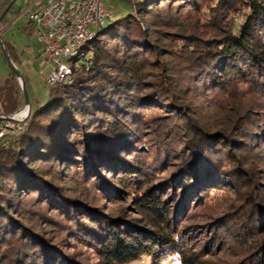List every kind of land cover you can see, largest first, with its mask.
I'll return each instance as SVG.
<instances>
[{"label":"trees","instance_id":"1","mask_svg":"<svg viewBox=\"0 0 264 264\" xmlns=\"http://www.w3.org/2000/svg\"><path fill=\"white\" fill-rule=\"evenodd\" d=\"M19 1L2 20L0 36L27 89L24 52L3 36L20 13ZM120 1L130 13L72 58L82 76L48 89L24 130L0 140V264H87L81 253L69 254L75 246L96 253L98 264H214V245L199 237L197 251L179 223L191 198L225 178L217 166L229 144H215L231 137L213 128L190 83L201 79L219 90L240 84L264 94V0ZM181 1L200 16L192 31L178 34L156 10ZM10 2L0 0V15ZM19 29L33 35L30 24ZM101 36L115 42L113 51ZM0 103V116L24 107L10 71ZM257 114L264 120L263 111ZM145 116L152 132L146 155L138 150ZM125 181L133 182L127 200L135 217L123 210L107 218L86 201L87 191L124 194ZM250 208L252 226L263 225L264 215ZM249 259L264 264V248Z\"/></svg>","mask_w":264,"mask_h":264},{"label":"rangeland","instance_id":"2","mask_svg":"<svg viewBox=\"0 0 264 264\" xmlns=\"http://www.w3.org/2000/svg\"><path fill=\"white\" fill-rule=\"evenodd\" d=\"M101 6L113 14V21L130 13L128 7L120 0H104ZM156 15L159 20L174 23L176 26L174 31L178 34L192 31L200 16L199 12L186 1L163 5L156 10ZM8 22L9 26L3 32L4 38L18 51L27 48L31 51V54L24 55L29 62V67L24 69V73L28 78L26 90L30 105L32 110H35L45 103L48 93L44 84V67L41 66L39 57L40 47L36 44L34 35H28V29L27 31L19 29V26L26 24L24 17ZM110 24L103 28L106 33H110L113 29ZM98 39L102 41L108 52L115 49L116 44L109 39V36L104 38L101 36ZM91 47L92 44L86 46L87 49ZM79 65L80 61L76 62V68ZM7 73L8 68L0 53V85L4 83ZM80 76L82 73L78 71L73 79L77 80ZM194 83L196 84L194 94L200 100L203 111L212 119L213 128L224 131L231 139H224L221 136L220 142L215 144L220 149L221 146L224 148V143L229 144L222 156L223 163L221 161L217 166L218 171L224 174L225 178H217L213 182L212 189L203 194L198 193L190 199V206L183 214L184 219L179 223V229L192 237L191 240L197 251L203 248V242L200 241L202 238L199 237L204 236L207 243H212L214 248L209 250L212 254V257H209L214 264H247L250 255L264 248V224L256 222L253 227L249 215L252 203L255 210L264 215V203L261 204L264 201V131L261 130L260 125V123L264 125V120L257 114L259 111L264 112V94H256L249 86L240 84H226L223 90H219L210 88L209 85L203 86L201 79H195L190 85ZM146 117L140 129L142 137L138 140V150L144 155L151 146L149 139L152 136L150 128L145 125L148 122ZM245 127L249 128L242 130ZM222 141L224 143L220 145ZM130 183L133 182L125 181L121 184L124 194L120 195L115 193L113 196H108L107 192L94 194L87 191L86 201L95 207L99 206L102 209L101 213L107 218L118 217L123 210L129 217H135L136 206L127 200L128 193L133 191V185ZM250 195L253 196L250 198ZM249 200L252 203H249ZM217 229L218 238H214ZM228 235L232 237L229 239ZM238 235L239 237L236 238ZM71 251L69 254L81 253V260L87 264H98L99 256L89 249L83 250L75 246Z\"/></svg>","mask_w":264,"mask_h":264},{"label":"built area","instance_id":"3","mask_svg":"<svg viewBox=\"0 0 264 264\" xmlns=\"http://www.w3.org/2000/svg\"><path fill=\"white\" fill-rule=\"evenodd\" d=\"M102 0H47L37 12L24 11L27 21L36 28L37 41L48 59H53L60 75L67 77L69 71L62 65L64 57L72 64V58L83 56L84 47L92 42L99 32L91 31L105 22H113L101 8ZM70 83V82H67ZM8 124L0 127V140Z\"/></svg>","mask_w":264,"mask_h":264},{"label":"water","instance_id":"4","mask_svg":"<svg viewBox=\"0 0 264 264\" xmlns=\"http://www.w3.org/2000/svg\"><path fill=\"white\" fill-rule=\"evenodd\" d=\"M16 0H11V2L9 3V5L4 9V11L1 13L0 15V24L2 22V20L5 18L9 8L14 4ZM104 0L101 1V5L102 2ZM47 3V0H44L43 5L39 6L36 10H30V7H25V8H21L20 9V13L12 19V21L18 19L19 17H24V11L25 10H29L31 12H37L40 9H42ZM102 8V6H101ZM102 10H104L102 8ZM106 13H108L111 17V19L114 20L113 14H111L109 11L104 10ZM26 19V18H25ZM26 24H30L32 29H33V35L35 37V41L36 44L39 45L40 50H39V57L41 59V64L42 67H44V84L46 86L47 89L53 88L57 85L60 84H67V82H72L74 79V74L77 73V68L75 65L73 64H68L66 57H64V60L62 61L63 63H61L62 65H64L69 73L67 75V77H62L60 75V70L58 71V66H56L55 61L53 59H48V57L46 55H44L43 53V47L42 45L37 41V37H36V28L35 26L27 21L26 19ZM107 24H109L108 22H105L103 25L97 27V28H91V31L94 32H100ZM0 53L2 55V58L8 68V71H10L15 78L18 80L20 88L22 90V94H23V99H24V107L22 110L12 113V114H8V115H1L0 116V127H2L5 124H8V126L5 128V132H4V137H9L10 135H13L15 133L21 132L24 130V128L26 127V122L28 120V117L30 115L31 112V105H30V101H29V97H28V93L25 87V83L23 81V76L22 73L20 72V70L12 63L8 52L6 51L4 44L2 42L1 36H0ZM0 109H1V103H0Z\"/></svg>","mask_w":264,"mask_h":264},{"label":"crops","instance_id":"5","mask_svg":"<svg viewBox=\"0 0 264 264\" xmlns=\"http://www.w3.org/2000/svg\"><path fill=\"white\" fill-rule=\"evenodd\" d=\"M43 3H44V0H20L17 4V8L21 9V8H25V7H30V10H36L39 6L43 5ZM23 52H24L23 56L26 54H31V51L29 48L25 49ZM27 66L29 67V62L24 57V60L21 64V68L23 70V73L25 72L24 69H26Z\"/></svg>","mask_w":264,"mask_h":264}]
</instances>
